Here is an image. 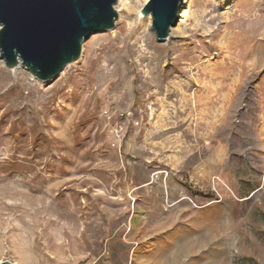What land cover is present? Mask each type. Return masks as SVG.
Segmentation results:
<instances>
[{
    "label": "rangeland",
    "instance_id": "1",
    "mask_svg": "<svg viewBox=\"0 0 264 264\" xmlns=\"http://www.w3.org/2000/svg\"><path fill=\"white\" fill-rule=\"evenodd\" d=\"M144 0L42 83L0 63V264H264V0Z\"/></svg>",
    "mask_w": 264,
    "mask_h": 264
},
{
    "label": "water",
    "instance_id": "2",
    "mask_svg": "<svg viewBox=\"0 0 264 264\" xmlns=\"http://www.w3.org/2000/svg\"><path fill=\"white\" fill-rule=\"evenodd\" d=\"M117 1L0 0V61L42 83L55 79L78 60L91 36L114 28ZM182 1L147 0L141 8L157 43L176 26Z\"/></svg>",
    "mask_w": 264,
    "mask_h": 264
},
{
    "label": "bare ground",
    "instance_id": "3",
    "mask_svg": "<svg viewBox=\"0 0 264 264\" xmlns=\"http://www.w3.org/2000/svg\"><path fill=\"white\" fill-rule=\"evenodd\" d=\"M119 1H121V0H119ZM144 1H145V4H146L147 0H144ZM227 1H228V0H223V2H227ZM145 4H144V5H145ZM185 4H186V0H183V1L181 2V5H180V11H179V13H178V20H179L180 18H183V17L185 16V14H184V6H185ZM148 18H149V16H148ZM149 19H150V18H149ZM171 36H172V29H170V31H169L168 38H167L166 42L170 40ZM0 63H2V62L0 61ZM2 64H3V63H2ZM12 70H13V71H16V70H22V69H20L19 67H17V68H14V69H12Z\"/></svg>",
    "mask_w": 264,
    "mask_h": 264
}]
</instances>
